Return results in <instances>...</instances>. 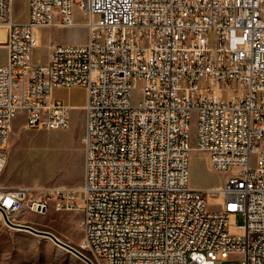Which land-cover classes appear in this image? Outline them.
Segmentation results:
<instances>
[{
    "label": "built area",
    "instance_id": "1",
    "mask_svg": "<svg viewBox=\"0 0 264 264\" xmlns=\"http://www.w3.org/2000/svg\"><path fill=\"white\" fill-rule=\"evenodd\" d=\"M12 6L0 0V160L20 112L29 127L70 126L54 91L72 86L86 89V150L79 187L0 184L8 224L81 210L91 264H264V0H28L26 22ZM74 7L88 40L36 62L37 28L78 25ZM193 147L222 184L189 185Z\"/></svg>",
    "mask_w": 264,
    "mask_h": 264
},
{
    "label": "rangeland",
    "instance_id": "2",
    "mask_svg": "<svg viewBox=\"0 0 264 264\" xmlns=\"http://www.w3.org/2000/svg\"><path fill=\"white\" fill-rule=\"evenodd\" d=\"M12 14L16 21L29 18L28 0H13ZM74 18L80 25L41 26L37 28L40 44L34 51L36 62H45L53 43H85L89 32L87 16L74 7ZM8 60V49L0 46V63ZM226 96V92H223ZM55 96L74 105L71 124L66 129L49 130L26 125L25 113L17 114L12 122L5 154L7 163L0 174V184L6 186L69 185L79 187L85 170L86 120L83 107L86 89L83 86L56 88ZM140 99V85L133 89V102ZM191 144H196V121L191 122ZM227 174L210 167L207 153L194 148L189 160V185L207 189L222 184ZM216 198V200H215ZM209 198L210 208H218L220 198ZM37 229L53 232L61 240L78 248L83 237V212L60 211L51 208L46 214H27L24 218ZM237 225L244 224L245 216L238 213ZM232 225L230 230H232ZM0 264H89L73 251L51 238L8 224L0 214ZM225 264H237L229 261Z\"/></svg>",
    "mask_w": 264,
    "mask_h": 264
},
{
    "label": "water",
    "instance_id": "3",
    "mask_svg": "<svg viewBox=\"0 0 264 264\" xmlns=\"http://www.w3.org/2000/svg\"><path fill=\"white\" fill-rule=\"evenodd\" d=\"M12 226H15V227H18V228H22V229H27L29 231H32V232H35L37 234H41V235H44L48 238H51L52 240H54L57 244L73 251L75 254L81 256L82 258H84L85 260H87L90 264V260L84 256L76 247L72 246L71 244L61 240L60 238H58L53 232L51 231H48V230H42V229H37L31 225H27V224H22V225H16V224H13L11 222H9Z\"/></svg>",
    "mask_w": 264,
    "mask_h": 264
},
{
    "label": "bare ground",
    "instance_id": "4",
    "mask_svg": "<svg viewBox=\"0 0 264 264\" xmlns=\"http://www.w3.org/2000/svg\"><path fill=\"white\" fill-rule=\"evenodd\" d=\"M87 21V20H86ZM85 21V23L83 24V25H86V22ZM78 25H80L79 23H78ZM4 34H5V30H1L0 31V36H1V38H3L4 39ZM40 38L38 37V43H37V47L39 46V44H40V40H39ZM74 106V105H73ZM75 107V106H74ZM78 107H84V105H80V106H78ZM11 129H12V124H11ZM11 129H10V131H11ZM195 147H193V149H194ZM6 163H7V160H6V162L3 164V161L2 160H0V174H1V172H2V170L4 169V167H5V165H6ZM210 164V163H209ZM211 167V166H210ZM217 186H219V185H217ZM215 197H218V198H220V200L222 199V196L221 195H210L209 196V198H211V199H214ZM208 198V199H209ZM215 200H216V198H215ZM0 214L2 215V213L0 212ZM24 222H28V221H24ZM30 222H28V224L27 225H31V226H33L32 224H29ZM34 227V226H33ZM78 249V248H77Z\"/></svg>",
    "mask_w": 264,
    "mask_h": 264
}]
</instances>
